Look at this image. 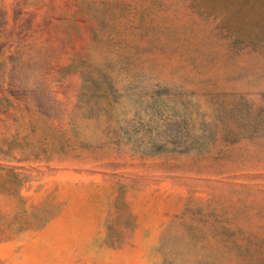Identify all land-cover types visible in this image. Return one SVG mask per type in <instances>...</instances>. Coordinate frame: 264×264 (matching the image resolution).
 <instances>
[{
	"label": "rangeland",
	"instance_id": "rangeland-1",
	"mask_svg": "<svg viewBox=\"0 0 264 264\" xmlns=\"http://www.w3.org/2000/svg\"><path fill=\"white\" fill-rule=\"evenodd\" d=\"M0 264H264V0H0Z\"/></svg>",
	"mask_w": 264,
	"mask_h": 264
}]
</instances>
